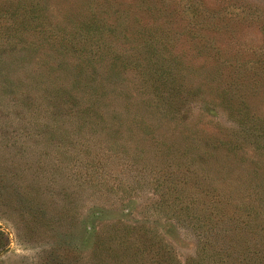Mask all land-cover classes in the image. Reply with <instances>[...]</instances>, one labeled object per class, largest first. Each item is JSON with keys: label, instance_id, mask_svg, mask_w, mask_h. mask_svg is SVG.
Listing matches in <instances>:
<instances>
[{"label": "trees", "instance_id": "trees-1", "mask_svg": "<svg viewBox=\"0 0 264 264\" xmlns=\"http://www.w3.org/2000/svg\"><path fill=\"white\" fill-rule=\"evenodd\" d=\"M174 10L173 0H0V37L62 67L114 135L141 124L160 160L153 206L199 235L184 264H264V41L244 42L205 6ZM176 15L206 22L178 27ZM194 107L236 124L201 121Z\"/></svg>", "mask_w": 264, "mask_h": 264}, {"label": "rangeland", "instance_id": "rangeland-1", "mask_svg": "<svg viewBox=\"0 0 264 264\" xmlns=\"http://www.w3.org/2000/svg\"><path fill=\"white\" fill-rule=\"evenodd\" d=\"M197 5L221 26L235 25L244 42L264 41V0H173L178 14ZM44 57L0 37V264H184L197 256L196 229L153 206L150 179L160 160L141 124L111 133L93 104L74 96L71 76ZM120 86L136 92L128 80ZM213 114L191 113L236 124L225 111Z\"/></svg>", "mask_w": 264, "mask_h": 264}]
</instances>
